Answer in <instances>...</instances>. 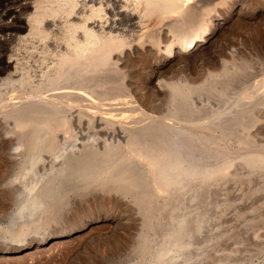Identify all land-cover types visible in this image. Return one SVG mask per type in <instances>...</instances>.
Listing matches in <instances>:
<instances>
[{
  "label": "bare ground",
  "instance_id": "obj_1",
  "mask_svg": "<svg viewBox=\"0 0 264 264\" xmlns=\"http://www.w3.org/2000/svg\"><path fill=\"white\" fill-rule=\"evenodd\" d=\"M258 2L0 0V150L6 163H15L26 147L27 161L34 169L48 155L53 156L52 160L50 156L47 158L51 160L47 163L50 164L47 176L42 173L43 177L34 179L29 174L18 183L12 179L14 183L8 186V202H1L2 205L6 202L8 209L1 206L0 217H6L7 221L0 224V253L36 247L55 235L50 215L57 199L63 197L65 177L72 172L76 180L88 175L97 184L107 179L130 182L134 176L135 179L142 176L153 189V195L168 200L165 209L172 208L174 213L169 209L171 215L167 213V219L156 225L158 237L142 246L146 255L138 264H207L203 258L208 257L212 240L223 234L217 229L221 221L216 224L192 217L190 206L195 201L192 192L195 185L193 189L190 186L197 181L196 189H209L214 176L226 175L228 166L235 163L225 160L209 169L206 164V169L200 171V158L205 154L200 158L202 152L196 155L202 147H198V136L195 140L191 138L195 134L190 135L189 128L193 126L169 122L141 109L143 98L137 93L138 87L124 81L122 74L130 62L136 64L143 57L153 60L146 88L152 95L160 94L166 87L160 79L165 66L168 69L175 62L203 55L226 21L233 22L244 7ZM260 6L264 7V1H260ZM230 54L231 49L212 54L209 65L221 66L223 57ZM186 85L184 81L167 86L168 92L175 97ZM261 96L249 102L247 108L264 103ZM240 108L222 111L214 125L238 124L245 111ZM134 111L136 115H127ZM113 114L119 118H112ZM107 150L112 153L101 155ZM118 150H124L125 157H113ZM207 152L210 150L206 151L210 155ZM249 160L251 171L264 169L263 154H254ZM183 203L185 211L181 210ZM144 238L148 240L147 236ZM252 238L251 243L260 240L254 241L258 236ZM239 250L226 256L228 262L253 264L251 254Z\"/></svg>",
  "mask_w": 264,
  "mask_h": 264
},
{
  "label": "rangeland",
  "instance_id": "obj_2",
  "mask_svg": "<svg viewBox=\"0 0 264 264\" xmlns=\"http://www.w3.org/2000/svg\"><path fill=\"white\" fill-rule=\"evenodd\" d=\"M260 1L264 0L244 7L243 13L234 18L237 20L226 21L224 23L226 26L220 29L218 37L209 43L203 55L195 57L194 60L189 57L175 62L169 65L168 69L165 66L160 79H163L166 87L160 94L152 95L146 88L145 82L155 64L153 60L143 57L142 60H144L136 64L130 62L122 74L124 81L128 80L138 87L137 93L143 98L140 104L141 109L148 114L163 117L169 122H180L193 126L191 128L193 131L189 128L190 135L195 134L191 138L195 140L198 136L200 145L198 147L204 149L202 151L198 148L196 155L202 152L198 155L200 158L203 152L206 155L207 149L210 150L207 152L210 155H206L210 164L205 161L207 160L204 158L205 155H202L200 171H203V168L206 169V164L209 169V166L213 168L225 160L228 163H235L228 166L226 175L217 173L209 189H196L198 188L196 187L197 181L192 183V187L190 186L193 189L195 185L197 192L196 194L195 190H192L195 196V201L190 206L192 217L204 218L203 220L207 219L216 224L221 221L217 229L223 231V234L212 240L211 247L208 248L209 255L203 258L207 264H230L226 256L234 255L238 249H240L239 253L251 254L250 261L253 264H264V241H262L264 240V169H255L258 172L256 173L251 171L249 163V157L251 158L254 154L264 155V103L259 102L254 107L247 108L249 102L257 100L256 97L259 98L264 94V7L260 6ZM230 49L231 54L223 57L224 61L221 66L212 68L209 65V58H212V54H220ZM184 81L187 84L186 89L175 97L170 95L169 88ZM119 82L118 78L116 83L119 85ZM239 105L242 107L240 108ZM237 108L245 110L238 124L214 125L218 116H221L223 112L229 109L234 111ZM136 114V111L127 113L128 116ZM111 117L117 119L119 115L113 114ZM203 124L205 125L202 126ZM25 148L17 159L19 163L16 162L17 160L15 163H6L4 153L0 150V203L3 200L8 202L9 192L7 191L10 189L8 186L14 183L12 179H16L18 183L23 176L29 174L34 176V179L47 176L50 167L47 163L53 158L50 152H47V155L50 154L48 156L51 158L48 156L47 158L51 160L45 159L46 152H44L43 159L46 161L42 160L43 162L38 163L34 169L28 162L29 156H26L28 150ZM104 153L107 155L112 151H104L101 155ZM114 156L115 158L125 157L124 150L114 152ZM209 157L213 159L210 161ZM41 164L44 166L42 167ZM141 177L135 179L134 176L130 182L107 179L97 184L88 175L76 180V176L71 172L63 182L65 189L62 193L63 197L57 199V206L50 215L52 219L50 224L56 231L55 235L36 247L0 253V264H133L134 262L138 264L139 261H143L146 251L142 246L153 242L158 237V226L156 225L167 219L170 210H172L171 214L174 213V209H165V206L166 208L168 206V200L165 196L153 195V189ZM42 190L43 194L45 190ZM5 204L1 203L0 213L1 206L8 209ZM182 209L185 211V203ZM6 221V217H0L1 225L6 224ZM62 228L63 230L69 229V231L60 232ZM153 231L154 234H152ZM146 236L148 240L144 238ZM232 238L236 240L232 241ZM251 238H256L254 241L260 240L251 243ZM241 245L245 251L242 250Z\"/></svg>",
  "mask_w": 264,
  "mask_h": 264
}]
</instances>
